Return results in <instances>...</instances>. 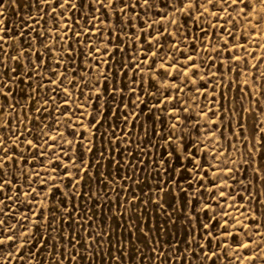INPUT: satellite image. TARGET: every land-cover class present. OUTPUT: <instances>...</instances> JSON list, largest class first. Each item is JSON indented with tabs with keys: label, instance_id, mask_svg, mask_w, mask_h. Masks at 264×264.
Returning a JSON list of instances; mask_svg holds the SVG:
<instances>
[{
	"label": "snow or ice",
	"instance_id": "6c2138e0",
	"mask_svg": "<svg viewBox=\"0 0 264 264\" xmlns=\"http://www.w3.org/2000/svg\"><path fill=\"white\" fill-rule=\"evenodd\" d=\"M11 8L28 13L15 26ZM262 24L264 0H2L0 264L80 248L95 264L105 242V264L129 247L153 264L264 262V56L247 40ZM233 85L254 107L216 91ZM109 208L122 236L97 224ZM177 220L184 246L165 248Z\"/></svg>",
	"mask_w": 264,
	"mask_h": 264
},
{
	"label": "rangeland",
	"instance_id": "374dc122",
	"mask_svg": "<svg viewBox=\"0 0 264 264\" xmlns=\"http://www.w3.org/2000/svg\"><path fill=\"white\" fill-rule=\"evenodd\" d=\"M0 2H2V0H0ZM256 7L259 8L260 6L257 5ZM27 14H28L27 12H21L20 14H18L17 8H11V9L4 12L5 17L8 20H11L13 26H15L16 24H18L20 22V18L22 15L27 16ZM233 15L235 16V13H233ZM259 15H260V13H255V12L253 13V17H254V19L252 20L253 24H255V17H258ZM238 19H240V18H238ZM222 22L223 21H221V23ZM229 27H231V25H229ZM240 28L246 29L249 33H251V27L249 25H247L242 19H240ZM16 31H18V29L14 28V34ZM247 40L249 41L248 47L250 49H254L255 52L259 54V56H264V24L257 27L255 34L248 35ZM257 45H259V47H257ZM251 62L256 63L257 61L252 60ZM246 71H247V69H246ZM261 71L264 72V64H261ZM249 82H251V79H249ZM261 83L264 84V77L261 78ZM253 87L255 88L256 85L254 84ZM222 90L225 91V95L228 99L236 97L237 95H242L244 97L239 103H237V101L233 100L234 106H236V107L245 106V107H249V108L254 107V102H251V95L247 94V89H245L244 93H240L239 89L237 88L236 85L232 86L231 91H227L225 89H220V88L216 89L217 93H219ZM217 98H218V100H225L224 97L218 96ZM203 103H204V101H203V99H201V104H203ZM261 103H264V100H262ZM225 104L227 106L226 100H225ZM217 107H219V104H217ZM89 111H91V109H89ZM259 115H260V120L264 121V114H259ZM245 116H248V113H245ZM246 123H247V121H246ZM230 135L231 134L229 133V136ZM250 135H251V133L249 130V136ZM240 143L242 144L243 141H241ZM257 155H259V153H257ZM117 159H119V157H117ZM106 171L107 170L105 169V172ZM117 180H119V176H117ZM145 190L147 191V189H145ZM140 195L143 196V193H140ZM113 199H115L114 196H113ZM125 203L127 204V200H125ZM176 203H177V201L174 199L173 204L175 205ZM192 206L193 205L190 204L189 209H191ZM101 211H103V210H101ZM151 214L153 216H155V212H152ZM142 218L144 220H146L147 214H143ZM173 219H176V218L173 217ZM123 220H124L123 216L117 217L116 215H114L112 209L109 208L107 210L106 215H101L97 219V224L98 225L103 224L105 226L106 231L112 232L113 238H115L118 236H122L124 234V228L121 227ZM135 225H136V221H132L133 228H135ZM165 227L167 228L168 226L165 225ZM261 230L264 231V227H262ZM145 231H147L146 227H145ZM184 232H185V229L183 227V221L177 220L176 225H174L171 229V233L166 232L164 234V236L161 237V240H162L164 247L170 248L173 243H176L177 244V250L182 248L184 245L182 243H179V242L183 241L185 239ZM139 235H142V233L138 232L137 236H139ZM157 235H159V233H157ZM129 238L131 239L132 237L130 236ZM187 239L191 240L192 237L188 236ZM257 239H260V238L258 237ZM106 241H107V238H106ZM135 243H136V247L142 249L145 253L148 252V249L145 248V245L139 239H137ZM152 243H155V241H153ZM33 247H35V246L33 245ZM118 247H119V243L117 242V248ZM148 247H151V245H149ZM157 247L159 249V246H157ZM69 251L70 252L72 251L70 245H69ZM79 251H80L81 255H85V260H80L79 256H78L77 257L78 264H90V261H92L94 258L87 256L84 248H80ZM108 251H109V245L107 242H105L102 246V249L99 252V258L95 259V264H105L103 257L105 256V254ZM133 251H134V249L132 247H129L127 249V252H126V255L128 256L127 264H153V261L150 258L149 259H142V258L134 257ZM114 254L119 256V252H115ZM188 259H189V261L192 262V264H200L199 259H193L191 251H189V253H188ZM77 261H73L72 264H77ZM41 264H42V262H41ZM49 264H51V259H49ZM62 264H68V261L63 260ZM107 264H113L111 257H109ZM156 264H159V261H157ZM165 264H167V262H165ZM181 264H183V262H181ZM205 264H211V261L205 260ZM217 264H227V259L222 258L221 260L217 261ZM245 264H249V262L245 261ZM261 264H264V262H261Z\"/></svg>",
	"mask_w": 264,
	"mask_h": 264
}]
</instances>
